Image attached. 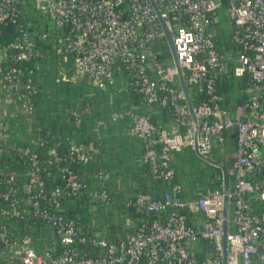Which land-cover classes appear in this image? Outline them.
<instances>
[{
    "label": "built area",
    "instance_id": "1",
    "mask_svg": "<svg viewBox=\"0 0 264 264\" xmlns=\"http://www.w3.org/2000/svg\"><path fill=\"white\" fill-rule=\"evenodd\" d=\"M32 3L35 17L28 16L26 0H0V26L14 28L0 43V68L9 61L0 71V102L17 101L22 114L32 111L36 90L23 64L37 56L54 61L62 81H87L102 91L123 70L146 105L143 113L131 114L127 133L144 144L140 162L151 181L167 186L157 195L136 191L126 197L114 212L118 232L106 238L84 230L64 213L62 203L84 195L93 209L96 204L104 208L114 193L88 190L68 166L59 169L63 184L46 189L36 172L37 154L21 147L19 157L32 167L24 185L28 194L18 197L15 172L0 168L6 184L0 214L16 221L42 220L59 249L36 252L28 236L13 238L0 225V254L14 257V264H264V0ZM221 11L233 26L230 43L218 29ZM21 12L27 14L25 21ZM39 26L45 30L37 31ZM167 42L170 64L164 59ZM162 109L172 118L153 123L152 113ZM81 113L73 109L70 124L80 125ZM33 138L40 141L36 134ZM70 141V161L88 163L97 152ZM228 142L234 147L227 165ZM184 148L217 167L216 187L187 195L172 165V153ZM48 153L52 160L58 156L54 148ZM98 177L107 175L100 171Z\"/></svg>",
    "mask_w": 264,
    "mask_h": 264
},
{
    "label": "trees",
    "instance_id": "2",
    "mask_svg": "<svg viewBox=\"0 0 264 264\" xmlns=\"http://www.w3.org/2000/svg\"><path fill=\"white\" fill-rule=\"evenodd\" d=\"M26 6L30 8L28 1ZM19 16L21 21L27 18L24 12H21ZM0 28H2L0 30V43H2L10 37L14 28L11 23L3 24ZM36 30L41 31L45 28L39 26ZM220 43V41L217 42L218 45ZM47 47L48 45L44 46L43 52H46ZM51 54L54 60L55 55ZM2 64L0 71L3 74L9 61L6 60ZM23 65L31 72L36 90L33 95V109L28 114H22L15 107L17 101L6 100L3 101V113L0 116V136L6 135L0 137V168L3 171L15 172L13 185L18 187V197H25L28 194L24 185L29 181L28 172L32 168L27 159L19 157V149L24 146L30 147L37 154L36 172L44 182L46 189L63 184L59 171L63 166H68L75 171L88 190L103 188L111 192V180L117 175V173H112V170L120 171L123 180L128 178V174L136 178L135 188L127 195L136 191H150L157 195L165 189L167 184L159 181L151 182L147 165L140 162L144 144L127 133L132 122L131 114L143 113L146 105L142 102L140 95L132 91L130 78L126 72L117 71L114 85L104 92L87 81L79 83L62 81L54 61L46 62L37 56ZM225 85L227 89L228 86L226 83ZM14 108L16 110L13 115ZM73 109H80L82 112L81 123L78 126L70 124V112ZM114 112H127V114L112 119L111 114ZM171 118V111L166 109L152 113V122L155 124L167 122ZM98 123L100 127L94 131L93 128ZM35 134L40 139L38 143H34ZM127 138L139 143L137 151L128 148ZM70 140H73L72 144L75 146L86 149L91 146L97 152L88 163L70 161ZM50 148H54L58 155L55 160H52L53 157L48 153ZM49 160L52 162L48 163ZM100 171L107 175L106 179L98 177ZM149 182L150 186L147 185ZM4 189H6V184L0 181V191ZM121 203L113 196L112 202L106 207L102 208L96 204V209H93L91 199L81 195L64 199L62 206L64 213L77 219L84 230L93 232L95 229H100V226H96L94 222L98 214L105 212L111 217L119 209ZM3 206L4 203L0 201V208ZM115 224L111 221L108 226L111 230L110 236L103 237H112L117 231L115 227L119 228L118 223ZM0 225H6L13 238L23 239L25 235L28 236L36 252L48 251L55 254L59 249L57 246L54 249L49 226L42 220L16 221L6 219L0 214ZM14 262V257L0 254V264H14Z\"/></svg>",
    "mask_w": 264,
    "mask_h": 264
},
{
    "label": "rangeland",
    "instance_id": "3",
    "mask_svg": "<svg viewBox=\"0 0 264 264\" xmlns=\"http://www.w3.org/2000/svg\"><path fill=\"white\" fill-rule=\"evenodd\" d=\"M29 4V13L31 17H35L37 14L32 8V0H27ZM230 19L228 15L224 12H220V23L218 24V29L220 31V35L222 38H224L228 43H230L229 39L230 36L233 32V26L230 24ZM164 51L166 52L164 59L167 64H170L172 62V53L169 48L168 42L164 46ZM236 84L238 82V79L235 80ZM237 90L233 92L232 94H236ZM3 105V103L1 102ZM233 145L228 142V150L226 151L225 155L223 156L224 160L226 161V164L228 165L229 158L231 155H233ZM182 154L184 157L187 158L189 168L188 169H182L180 163V158L178 159V163L175 161L176 159L173 158L172 160V165L173 168L176 171V179L182 183L184 186H191L192 190L194 193L197 191H206L207 188L211 187L214 188L216 186L215 184V178L217 173L219 172L217 167L208 163V161L202 159L199 157L195 152H192L188 148H184L182 150ZM176 155V154H174ZM215 158H219L220 156L215 153L214 154ZM178 158V157H177ZM111 221L114 223H118V220L116 216L113 215L111 217L107 216L105 212H100L98 214L97 219H95L94 222H96V226H100V229H95L94 232L98 233L100 236H110L111 230L108 229V226L111 224ZM115 224V225H116ZM117 232L118 229L115 227ZM113 234V233H112Z\"/></svg>",
    "mask_w": 264,
    "mask_h": 264
},
{
    "label": "crops",
    "instance_id": "4",
    "mask_svg": "<svg viewBox=\"0 0 264 264\" xmlns=\"http://www.w3.org/2000/svg\"><path fill=\"white\" fill-rule=\"evenodd\" d=\"M2 113H3V105L0 102V116L2 115ZM99 127H100V123H98L97 125L94 126V128H93L94 131H97V128H99ZM131 140L132 139H128L127 138V143L129 144L128 148H131L133 151H137L139 149V143L138 142L137 143L136 142H132ZM114 145H116V143H114ZM172 154H173L172 158L176 159L175 161L177 163H178V159L180 158L179 165L182 166L181 167L182 169L184 168L186 170V169L189 168L188 160H187L186 157L183 156L182 151L181 152H175V153H172ZM174 154H176V155H174ZM113 172L117 173V175L114 176V178H112V180H111V182H112L111 183L112 186L110 185L112 187V191L111 192L114 193V197L117 198L119 203H121L126 197L130 196V195H127V194H128V192L132 191L135 188V185L137 184V181H136V178H134V175L130 176V174H128V178H124V180H123V177H122V174L120 173V171L112 170V173ZM110 174H111V172H110ZM111 176H112V174H111ZM147 185L150 186L151 183L149 182ZM185 188L187 190V195L191 196V197H194V196L198 195V193L205 192V190H204V191H197L196 193H194L192 188H191V186L190 187L189 186H187V187L185 186ZM148 189L150 190V187H148ZM208 189H211V187L207 188V190ZM148 193H150V191ZM125 195H127V196L125 197ZM30 230L32 231V229H30Z\"/></svg>",
    "mask_w": 264,
    "mask_h": 264
},
{
    "label": "water",
    "instance_id": "5",
    "mask_svg": "<svg viewBox=\"0 0 264 264\" xmlns=\"http://www.w3.org/2000/svg\"><path fill=\"white\" fill-rule=\"evenodd\" d=\"M19 8V7H18ZM234 132H236V129L234 130ZM236 140V138H234V141ZM261 250V249H260Z\"/></svg>",
    "mask_w": 264,
    "mask_h": 264
}]
</instances>
